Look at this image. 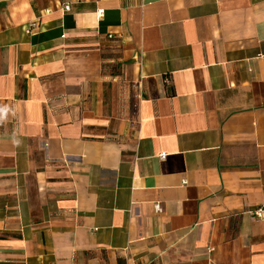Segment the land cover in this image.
Instances as JSON below:
<instances>
[{
    "label": "crops",
    "instance_id": "crops-1",
    "mask_svg": "<svg viewBox=\"0 0 264 264\" xmlns=\"http://www.w3.org/2000/svg\"><path fill=\"white\" fill-rule=\"evenodd\" d=\"M260 207L264 0H0V264H264Z\"/></svg>",
    "mask_w": 264,
    "mask_h": 264
},
{
    "label": "built area",
    "instance_id": "built-area-1",
    "mask_svg": "<svg viewBox=\"0 0 264 264\" xmlns=\"http://www.w3.org/2000/svg\"><path fill=\"white\" fill-rule=\"evenodd\" d=\"M63 9L65 10V11H68V10H71V4L70 3H66L64 6H63ZM103 10H99V14L100 15H103ZM113 35L112 34H110L109 35V37H112ZM164 156V155H163ZM161 208V205H160V203H157L156 204V209H160ZM253 216L254 217H256V218H264V208H262V207H260V208H258V209H255V210H253Z\"/></svg>",
    "mask_w": 264,
    "mask_h": 264
},
{
    "label": "rangeland",
    "instance_id": "rangeland-1",
    "mask_svg": "<svg viewBox=\"0 0 264 264\" xmlns=\"http://www.w3.org/2000/svg\"><path fill=\"white\" fill-rule=\"evenodd\" d=\"M109 39H112V37L110 38V37H108ZM115 40V39H114ZM115 44L116 45H118V47H120L121 45H120V43H118V42H115ZM117 47V46H116ZM118 47L117 48H115L116 50L114 51V53H118V51H117V49H118ZM110 53V52H109Z\"/></svg>",
    "mask_w": 264,
    "mask_h": 264
}]
</instances>
